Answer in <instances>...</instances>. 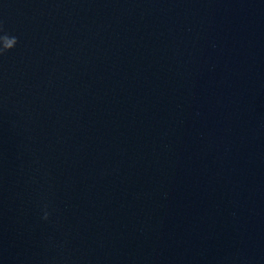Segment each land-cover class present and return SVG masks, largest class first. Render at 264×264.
Here are the masks:
<instances>
[{"label":"water","instance_id":"1","mask_svg":"<svg viewBox=\"0 0 264 264\" xmlns=\"http://www.w3.org/2000/svg\"><path fill=\"white\" fill-rule=\"evenodd\" d=\"M0 25V264H264V0H0Z\"/></svg>","mask_w":264,"mask_h":264},{"label":"clouds","instance_id":"2","mask_svg":"<svg viewBox=\"0 0 264 264\" xmlns=\"http://www.w3.org/2000/svg\"><path fill=\"white\" fill-rule=\"evenodd\" d=\"M0 32H3V26L0 25ZM18 43V38L15 36H10L7 33L0 35V54H3L5 51L12 49ZM47 218V214L45 215Z\"/></svg>","mask_w":264,"mask_h":264}]
</instances>
